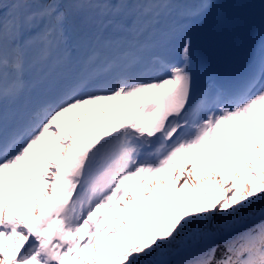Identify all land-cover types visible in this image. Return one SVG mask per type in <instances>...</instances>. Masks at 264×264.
<instances>
[{"label":"snow or ice","instance_id":"obj_1","mask_svg":"<svg viewBox=\"0 0 264 264\" xmlns=\"http://www.w3.org/2000/svg\"><path fill=\"white\" fill-rule=\"evenodd\" d=\"M212 7L0 0V264H264V39L201 86L191 32Z\"/></svg>","mask_w":264,"mask_h":264},{"label":"rangeland","instance_id":"obj_2","mask_svg":"<svg viewBox=\"0 0 264 264\" xmlns=\"http://www.w3.org/2000/svg\"><path fill=\"white\" fill-rule=\"evenodd\" d=\"M117 101H118V100H117ZM117 101H109V102L106 103L105 107H100V109H98V110H97V108L99 107V104H100V103H98V102L95 103V104L86 105V106H84L83 108L80 109V112H79V113L93 112L94 115H95V113H98V112H101V113H102L103 111H100L101 109H105L106 111H108V112L112 113L113 115H115L116 110H117V109H120L121 106H124V104H126L125 101H124V99H122V101L120 102L119 107H118V108H115L114 105L117 103ZM97 115H98V114H97ZM95 116H96V115H95ZM85 119H87V118H85ZM190 166H191V164L189 163V165H187L185 171H187V169L190 168ZM197 168H198L199 170H203V165L197 164ZM177 172H179L178 169H177ZM169 175H171V173H169ZM165 178L167 179L168 177L166 176ZM183 179H184V177H183V175H181V176H180V181H179L181 184L183 183ZM135 180L137 181V185H138V182H139V180H140V177L137 176V177L135 178ZM151 182H152V181H149V183H151ZM209 188L211 189V191H212V193H213L214 196H220V195L223 194V193H222V190H217V188L215 187V185H212L211 183L209 184ZM193 190H195V189H193ZM196 190H198V191L203 190V185L201 186L200 189H196ZM172 191L175 192V189H172ZM181 195H184V193H181ZM38 202H43V201L40 200V199H38V200H37V203H38ZM15 209H16V208H15ZM16 214H17V215H20V213L18 212L17 209H16ZM37 214H38V213H37ZM70 262H71V261L68 260L67 258L65 259V264H70Z\"/></svg>","mask_w":264,"mask_h":264},{"label":"bare ground","instance_id":"obj_3","mask_svg":"<svg viewBox=\"0 0 264 264\" xmlns=\"http://www.w3.org/2000/svg\"><path fill=\"white\" fill-rule=\"evenodd\" d=\"M138 97V96H137ZM137 97H132V98H124V100H125V102L127 103V105L128 106H131L134 102H135V100H136V98ZM123 98V97H122ZM130 109V107L127 109V111ZM191 167V166H190ZM209 175H214V173H209ZM217 179L219 178V177H216Z\"/></svg>","mask_w":264,"mask_h":264},{"label":"trees","instance_id":"obj_4","mask_svg":"<svg viewBox=\"0 0 264 264\" xmlns=\"http://www.w3.org/2000/svg\"><path fill=\"white\" fill-rule=\"evenodd\" d=\"M210 196V195H209ZM222 250V249H221Z\"/></svg>","mask_w":264,"mask_h":264}]
</instances>
